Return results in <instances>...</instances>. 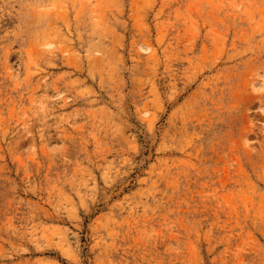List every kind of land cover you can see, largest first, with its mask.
Wrapping results in <instances>:
<instances>
[{"label":"rangeland","instance_id":"1","mask_svg":"<svg viewBox=\"0 0 264 264\" xmlns=\"http://www.w3.org/2000/svg\"><path fill=\"white\" fill-rule=\"evenodd\" d=\"M0 264H264V0H0Z\"/></svg>","mask_w":264,"mask_h":264}]
</instances>
